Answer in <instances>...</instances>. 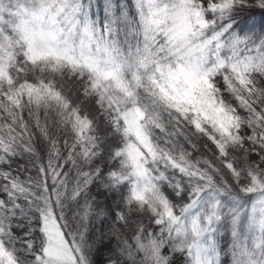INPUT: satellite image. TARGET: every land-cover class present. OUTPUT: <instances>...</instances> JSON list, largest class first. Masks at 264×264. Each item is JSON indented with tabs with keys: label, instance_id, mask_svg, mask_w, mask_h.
I'll list each match as a JSON object with an SVG mask.
<instances>
[{
	"label": "snow or ice",
	"instance_id": "snow-or-ice-1",
	"mask_svg": "<svg viewBox=\"0 0 264 264\" xmlns=\"http://www.w3.org/2000/svg\"><path fill=\"white\" fill-rule=\"evenodd\" d=\"M0 264H264V0H0Z\"/></svg>",
	"mask_w": 264,
	"mask_h": 264
},
{
	"label": "trees",
	"instance_id": "trees-1",
	"mask_svg": "<svg viewBox=\"0 0 264 264\" xmlns=\"http://www.w3.org/2000/svg\"><path fill=\"white\" fill-rule=\"evenodd\" d=\"M257 19H259V17H257ZM225 235V233H224V231L223 230H221V237H223ZM229 243H230V241H229ZM221 244H223V240H221ZM227 245H225V247H226ZM229 260V257H227V256H224L223 254H222V261L223 262H227Z\"/></svg>",
	"mask_w": 264,
	"mask_h": 264
}]
</instances>
